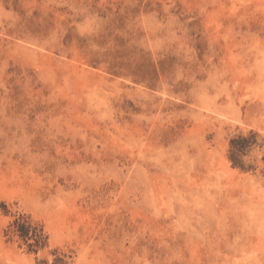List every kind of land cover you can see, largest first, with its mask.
<instances>
[{
  "label": "rangeland",
  "instance_id": "374dc122",
  "mask_svg": "<svg viewBox=\"0 0 264 264\" xmlns=\"http://www.w3.org/2000/svg\"><path fill=\"white\" fill-rule=\"evenodd\" d=\"M0 264H264V0H0Z\"/></svg>",
  "mask_w": 264,
  "mask_h": 264
},
{
  "label": "trees",
  "instance_id": "16d2710c",
  "mask_svg": "<svg viewBox=\"0 0 264 264\" xmlns=\"http://www.w3.org/2000/svg\"><path fill=\"white\" fill-rule=\"evenodd\" d=\"M24 236H26V235H24Z\"/></svg>",
  "mask_w": 264,
  "mask_h": 264
}]
</instances>
